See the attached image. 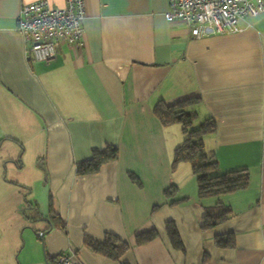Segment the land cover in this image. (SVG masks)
I'll return each instance as SVG.
<instances>
[{
	"label": "crops",
	"instance_id": "1",
	"mask_svg": "<svg viewBox=\"0 0 264 264\" xmlns=\"http://www.w3.org/2000/svg\"><path fill=\"white\" fill-rule=\"evenodd\" d=\"M31 1L0 0V264H46L62 252L80 264H264V13L241 19L238 32L196 38L166 20L169 0H85L83 45L63 43L45 63L18 30ZM191 97L196 120L217 123L206 151L221 171L248 169L246 188L200 198L191 163L172 167L186 135L154 107ZM107 145L116 159L76 173ZM220 205L231 214L203 230ZM170 220L184 250L170 242ZM150 229L159 236L136 244ZM109 233L129 244L118 259L85 243ZM228 233L235 246L219 247Z\"/></svg>",
	"mask_w": 264,
	"mask_h": 264
},
{
	"label": "trees",
	"instance_id": "2",
	"mask_svg": "<svg viewBox=\"0 0 264 264\" xmlns=\"http://www.w3.org/2000/svg\"><path fill=\"white\" fill-rule=\"evenodd\" d=\"M199 101V98L191 97L174 104L159 102L154 107V113L164 126L181 124L186 135L183 143L174 151L172 167L177 168L181 162L191 163L192 170L197 178L200 198L218 196L246 188L250 182L248 169L221 171L215 155L206 151L205 137L216 132L217 129V123L214 118H206L198 127H193V123L197 119V112L189 109V106ZM117 157L118 149L113 145L95 149L89 159L77 162L76 173L84 175L98 172L104 163ZM131 176L132 178L135 177L133 174ZM177 191V187H172L166 189L165 192L168 195H173ZM180 201L174 200L172 204H177ZM156 208L158 207L156 206L154 209ZM231 212L232 209L230 207L221 205L208 209L203 218V230L223 222ZM47 230H50V226ZM166 231L173 248L184 250L182 239L174 221L166 222ZM158 236L159 232L157 229L140 232L136 235V244H145ZM215 240L219 247L235 246V237L232 233L218 235ZM85 243L94 251L114 259H118L129 248L127 242L110 233L104 241H97L86 236ZM47 260L50 261V258L48 257Z\"/></svg>",
	"mask_w": 264,
	"mask_h": 264
},
{
	"label": "built area",
	"instance_id": "3",
	"mask_svg": "<svg viewBox=\"0 0 264 264\" xmlns=\"http://www.w3.org/2000/svg\"><path fill=\"white\" fill-rule=\"evenodd\" d=\"M85 0H34L23 6L18 30L28 43V52L41 62L56 57L63 43L83 45ZM264 13V0H169L165 18L185 23L196 38L235 33L240 20ZM48 264H80L70 253L62 252Z\"/></svg>",
	"mask_w": 264,
	"mask_h": 264
},
{
	"label": "rangeland",
	"instance_id": "4",
	"mask_svg": "<svg viewBox=\"0 0 264 264\" xmlns=\"http://www.w3.org/2000/svg\"><path fill=\"white\" fill-rule=\"evenodd\" d=\"M86 16H87V10H86ZM199 124H201V121L195 120L194 123H193V127L196 128V127L199 126ZM0 194H2V193L0 192ZM43 196H44V198H43V204H44V206L46 208V205H47V202H48V198H49V195H48L47 191H45V194H43ZM41 219H43V218H41ZM39 221H41V220H39ZM39 221H35V222H39ZM43 222L45 223L46 221H43ZM46 223H48V222H46ZM30 233H34V235H35V233H37V232H35L33 230V228H31V232ZM35 237H37V236H35ZM32 242L36 244V245L35 244L32 245L33 250H34V248L41 246V250L44 252V244H43L44 242H41V245L40 246L38 244L39 243L38 240H36L35 238H33ZM31 256H32V258H34V253L33 252H31ZM45 263L47 264V262H45Z\"/></svg>",
	"mask_w": 264,
	"mask_h": 264
},
{
	"label": "water",
	"instance_id": "5",
	"mask_svg": "<svg viewBox=\"0 0 264 264\" xmlns=\"http://www.w3.org/2000/svg\"><path fill=\"white\" fill-rule=\"evenodd\" d=\"M44 220H46V222H48L49 223V225H50V229L52 228V223H51V220L49 219V218H43Z\"/></svg>",
	"mask_w": 264,
	"mask_h": 264
},
{
	"label": "bare ground",
	"instance_id": "6",
	"mask_svg": "<svg viewBox=\"0 0 264 264\" xmlns=\"http://www.w3.org/2000/svg\"><path fill=\"white\" fill-rule=\"evenodd\" d=\"M56 256H57V255H56ZM56 256H55V257H56ZM53 258H54V257H53ZM53 258H52V259H53ZM52 259H50V261H51ZM50 261L47 260V264H48Z\"/></svg>",
	"mask_w": 264,
	"mask_h": 264
}]
</instances>
